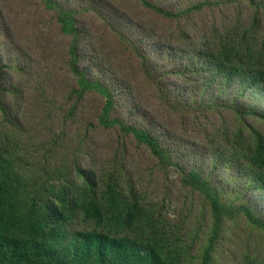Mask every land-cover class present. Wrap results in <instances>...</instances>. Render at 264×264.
Segmentation results:
<instances>
[{"label":"rangeland","instance_id":"rangeland-1","mask_svg":"<svg viewBox=\"0 0 264 264\" xmlns=\"http://www.w3.org/2000/svg\"><path fill=\"white\" fill-rule=\"evenodd\" d=\"M51 1L75 11L76 67L112 93L118 126L99 124L100 94L75 90L56 12L0 0V185L16 236L66 264H99L75 248L95 230L168 264H204L209 244V264H264V0ZM121 126L151 135L167 160ZM191 173L232 210L216 235ZM111 191L123 222H110Z\"/></svg>","mask_w":264,"mask_h":264},{"label":"trees","instance_id":"trees-1","mask_svg":"<svg viewBox=\"0 0 264 264\" xmlns=\"http://www.w3.org/2000/svg\"><path fill=\"white\" fill-rule=\"evenodd\" d=\"M47 1L49 3L47 4ZM40 5L47 6L56 12L57 21L61 31L66 36L72 37V69L78 80V89H75L80 97L87 92H95L104 98V106L101 112L99 124L105 128H114L118 126L113 119L114 98L109 89L101 83H96L86 78L84 72L76 67L78 61V42H77V19L75 11L72 9L65 10L56 2L51 0H40ZM198 8V7H196ZM190 9L184 14L191 12ZM123 127V126H121ZM124 128L126 135L134 137L141 145L151 148L154 155L160 160H167L164 157L165 151L159 148L157 141L149 134L144 133L134 127ZM262 143V142H261ZM259 159H264V146H259ZM185 185L199 191L208 201L211 207L212 215V232L216 235L221 228L224 216H230L232 210L223 205L218 194L206 184L202 178L195 173H191L185 178ZM110 202L113 203L110 222H123L126 218L124 211L121 209L119 199L114 191L110 192ZM9 196L8 187L0 185V264H66L62 261L54 260L45 250V248L32 238H22L14 233L13 219L7 214ZM83 210L88 219L95 220L100 226L104 224L106 216L103 215L100 204L96 201H90L83 204ZM246 215L254 220V216L248 211L243 210ZM15 225V224H14ZM75 248L78 253H83L86 260L96 258L99 264H105L104 260L110 256V264H168V262L159 253V249L153 246L148 248L145 253L140 249L130 247L128 238L119 236L111 230L103 233L100 231L81 232L76 239ZM212 244L208 246L204 254V264H209ZM77 254V253H76ZM78 255V254H77Z\"/></svg>","mask_w":264,"mask_h":264}]
</instances>
